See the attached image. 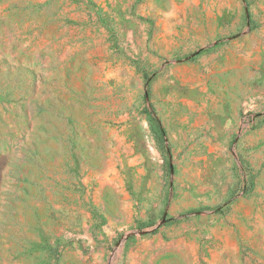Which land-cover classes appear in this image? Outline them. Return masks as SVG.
I'll return each mask as SVG.
<instances>
[{"label": "rangeland", "instance_id": "obj_1", "mask_svg": "<svg viewBox=\"0 0 264 264\" xmlns=\"http://www.w3.org/2000/svg\"><path fill=\"white\" fill-rule=\"evenodd\" d=\"M0 264H264V0H0Z\"/></svg>", "mask_w": 264, "mask_h": 264}, {"label": "crops", "instance_id": "obj_2", "mask_svg": "<svg viewBox=\"0 0 264 264\" xmlns=\"http://www.w3.org/2000/svg\"><path fill=\"white\" fill-rule=\"evenodd\" d=\"M193 67L196 64L189 63ZM206 77V76H204ZM204 91H208L207 84H204ZM235 89L233 93L223 85L220 89L221 95L218 97H211L209 95L204 96L201 100L200 109L201 114L195 119H192L194 115H188L185 119L181 118L178 122V128L181 132L188 133L191 129L202 128L206 131L213 132L212 134L217 138V149L220 152H225L230 144L236 131L240 129V107L243 96H236ZM187 104L191 107L198 101L194 98H186Z\"/></svg>", "mask_w": 264, "mask_h": 264}]
</instances>
